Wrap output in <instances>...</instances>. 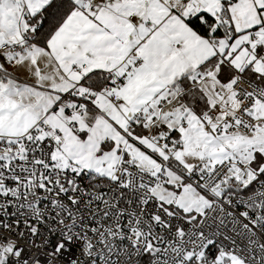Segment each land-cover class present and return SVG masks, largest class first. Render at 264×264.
<instances>
[{
    "label": "snow or ice",
    "instance_id": "6c2138e0",
    "mask_svg": "<svg viewBox=\"0 0 264 264\" xmlns=\"http://www.w3.org/2000/svg\"><path fill=\"white\" fill-rule=\"evenodd\" d=\"M0 264H264V0H0Z\"/></svg>",
    "mask_w": 264,
    "mask_h": 264
}]
</instances>
